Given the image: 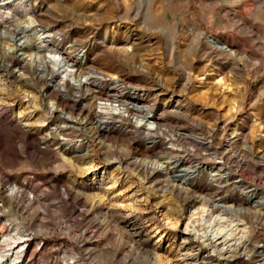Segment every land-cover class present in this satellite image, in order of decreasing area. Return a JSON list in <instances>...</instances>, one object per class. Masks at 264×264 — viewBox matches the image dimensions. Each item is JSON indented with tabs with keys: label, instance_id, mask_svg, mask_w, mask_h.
<instances>
[{
	"label": "rangeland",
	"instance_id": "rangeland-1",
	"mask_svg": "<svg viewBox=\"0 0 264 264\" xmlns=\"http://www.w3.org/2000/svg\"><path fill=\"white\" fill-rule=\"evenodd\" d=\"M0 29V264H264V0H0ZM64 53L139 112L101 130L113 84ZM211 217L241 240L206 262Z\"/></svg>",
	"mask_w": 264,
	"mask_h": 264
},
{
	"label": "bare ground",
	"instance_id": "bare-ground-1",
	"mask_svg": "<svg viewBox=\"0 0 264 264\" xmlns=\"http://www.w3.org/2000/svg\"><path fill=\"white\" fill-rule=\"evenodd\" d=\"M42 35H47L46 31H42ZM47 37H50L47 35ZM46 37V38H47ZM10 39L12 43H14L16 46L13 48H9L5 54L7 55H16L21 61H20V66H18L17 70L14 72L18 77H21L23 74L22 71L24 69L25 62L28 61L27 59V54L25 51V42H26V37L21 34V33H14L13 35H10L6 30H1L0 29V40H7ZM8 39V40H9ZM49 40H45L44 42L47 44ZM212 44L218 46L220 49L224 51H230L226 46H223L213 40H210ZM59 51V50H58ZM60 52V51H59ZM79 57H74L70 53H64L62 55V60L59 63H54L53 65L60 66L61 68H64V75L61 78L62 84H69L72 87L79 88L81 86H84L85 88L87 87H92L97 90H102L103 85L105 82L113 84L110 89L104 92V95H101V97L104 98L103 102H100L97 111L95 112L96 114L94 117L98 118L100 120L99 125L101 130L108 131L110 128L106 125V122L108 121V118L110 115H116L120 117L121 111H120V106H122L125 109V112L127 113L130 109L138 111L141 109L139 108V104L137 105L133 101V97H128L122 92L118 90L117 85V80L113 76L109 75H103V74H96L92 75L90 77L84 78V80L80 81H74L71 76L74 75L73 72H77L80 70V68L77 69H72V66H77V65H71L69 66V63H72L74 61H78ZM80 67V66H79ZM66 68V69H65ZM71 68V69H69ZM23 76V75H22ZM89 90V89H88ZM100 93V92H99ZM84 108V107H83ZM141 112V111H140ZM125 113V114H126ZM142 116V115H141ZM68 118V116H65ZM153 116L151 113H145L142 116V120L137 121L138 125L146 126V127H151L154 125V123L150 122V119H152ZM154 127V126H153ZM62 143L67 144L69 147L72 149H78V146L80 142H77L75 144H70L66 143L65 140H61ZM161 170H165V168L160 165L157 166ZM209 174H212L214 171V167H209ZM212 177V176H211ZM188 178L183 179L182 181L185 182L187 181ZM254 198L251 196L247 197V201H252ZM257 203V202H256ZM218 204V202H217ZM221 204V203H220ZM221 207H224L223 205H220ZM225 208V207H224ZM221 219V218H220ZM220 219H215V218H210V223L207 225L206 230L204 232H201L195 228V226L191 225L193 223L191 220H188L184 230L183 234L188 235L192 237L194 240H197L199 243L203 245H207L210 247L211 251L202 257V259L206 262L208 261H213L214 256L216 257H224L225 255H230L232 254L236 249L237 246L240 244L239 239H235L237 235L240 233L237 230V226L232 228L229 226L226 222ZM197 226V225H196ZM237 230V231H236ZM17 256V255H16ZM200 264V263H199Z\"/></svg>",
	"mask_w": 264,
	"mask_h": 264
}]
</instances>
